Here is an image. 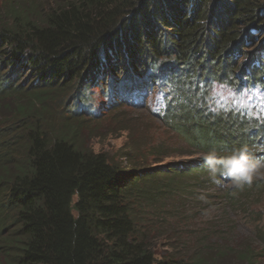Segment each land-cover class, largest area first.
Returning a JSON list of instances; mask_svg holds the SVG:
<instances>
[{
    "label": "trees",
    "instance_id": "1",
    "mask_svg": "<svg viewBox=\"0 0 264 264\" xmlns=\"http://www.w3.org/2000/svg\"><path fill=\"white\" fill-rule=\"evenodd\" d=\"M43 1L0 14V264H263L251 249H191L154 230L196 223L159 198L181 177H210L201 159L161 171L133 162L140 150L124 165L88 147L75 123L96 93L123 107L127 86L161 84L176 100L164 124L203 155L247 144V124L207 113L202 99L215 81L264 84V0ZM46 99L66 100L73 118L50 121ZM160 238L173 251L159 258Z\"/></svg>",
    "mask_w": 264,
    "mask_h": 264
},
{
    "label": "rangeland",
    "instance_id": "2",
    "mask_svg": "<svg viewBox=\"0 0 264 264\" xmlns=\"http://www.w3.org/2000/svg\"><path fill=\"white\" fill-rule=\"evenodd\" d=\"M19 1L21 0H0V14H6L7 8H10L9 3ZM47 1L44 0L43 3ZM24 79L20 83L25 82V87L29 89L32 79L27 82ZM216 96L221 105L247 108L250 116L264 117V96L253 98L246 93L239 94L226 88H217ZM44 104L50 121L59 125L66 122L62 108L54 99H46ZM109 104L106 101L102 103L97 115L103 112V108L108 111L99 120L75 123L79 127L81 138L87 140L86 145L96 153H106L126 165V155L129 153L132 158L141 150V155L135 156L136 160L132 161L140 162L145 168L155 166L154 169L161 171L181 165L189 166L202 159L204 152L198 151V148L189 145L181 136L163 127L152 112L144 109L112 110L108 109ZM157 146H161L159 154L155 151ZM150 150L153 152L150 153ZM162 154H166L163 159ZM202 175L204 178L199 180L181 177L172 181L175 185L170 189V198H159V204L167 209L179 211L182 215L196 216L194 225L170 219L168 225L158 226L155 225V220H151L153 222L143 224L142 229L148 233V229L155 225L154 230L168 233L174 231L176 237L183 236L191 249L197 248L198 242L206 245L225 244L234 249H251L257 256V262L264 264V179L255 180L251 187L245 186L243 190H237L225 180L217 183L207 180L208 174L205 172ZM149 235L154 237V233ZM168 241L166 238L155 241L158 242L159 258L169 254L170 250L173 251L169 248L168 244L171 243H167Z\"/></svg>",
    "mask_w": 264,
    "mask_h": 264
},
{
    "label": "clouds",
    "instance_id": "3",
    "mask_svg": "<svg viewBox=\"0 0 264 264\" xmlns=\"http://www.w3.org/2000/svg\"><path fill=\"white\" fill-rule=\"evenodd\" d=\"M55 101L62 108L67 120H71L73 115L70 113L66 100L64 105H60L58 100ZM243 121L247 124L249 131L254 129L251 124L253 121L248 118ZM257 153L262 155H256ZM202 159L204 168L214 181L219 183L217 178L223 179L237 190H243L245 186L251 187L255 180L264 179V143L243 144L231 150L228 155H218L216 150H210L203 155Z\"/></svg>",
    "mask_w": 264,
    "mask_h": 264
}]
</instances>
